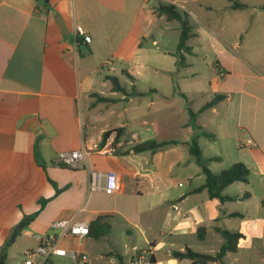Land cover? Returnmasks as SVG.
I'll use <instances>...</instances> for the list:
<instances>
[{
    "label": "crops",
    "instance_id": "0c3cea01",
    "mask_svg": "<svg viewBox=\"0 0 264 264\" xmlns=\"http://www.w3.org/2000/svg\"><path fill=\"white\" fill-rule=\"evenodd\" d=\"M43 2L0 0V260L12 264L9 247L21 240L28 243L17 262L22 264L23 251L41 243L34 235L45 239L60 233L52 229L54 222L90 224L103 216L108 234L63 238L59 246L86 254L89 264H120V258L130 264L138 251H149L152 264H192L173 253L190 249L215 256L224 242L222 229L243 235L238 249L206 264H264V216L251 220L248 209L254 199L264 209V0H49L48 7ZM233 2L246 8L231 9ZM166 4L188 14L192 26L189 50L181 51L184 66L177 56L180 23L158 10ZM212 14L234 24L214 28L206 21ZM76 25L87 30L91 43L78 38L76 45ZM171 32L176 35L172 41ZM108 60L113 64L105 67ZM108 77H116L125 93L114 91ZM120 78L126 79L122 83ZM133 92L184 98L192 105L202 101L191 112H199L196 126L214 135L197 137L202 156L212 159L208 168L219 164L221 172L242 163L249 170L247 183L223 191L234 200H211L207 190L196 191L206 176L189 152L198 135L189 123L186 138L168 146V157H158L160 150L124 154L121 146L113 154L94 153L75 169L58 163L61 152L81 148L84 140L97 141L108 130L124 128L128 148L149 141L129 132L126 120L112 125L105 117L127 119ZM216 95L224 98L200 112ZM212 120L218 121L215 128ZM144 130L140 133L145 135ZM133 133L138 141L131 144ZM212 147L216 150L210 153ZM162 164L168 167L166 174ZM88 167L117 172L121 190L89 193ZM166 181L170 183L163 186ZM235 184L242 185L231 189ZM43 200L47 203L41 209ZM234 203L246 209L229 205ZM37 212L32 221L27 219ZM24 220L11 243L14 228ZM230 222L235 228H228ZM210 235L218 249L203 254ZM51 261L73 264L67 257Z\"/></svg>",
    "mask_w": 264,
    "mask_h": 264
},
{
    "label": "trees",
    "instance_id": "16d2710c",
    "mask_svg": "<svg viewBox=\"0 0 264 264\" xmlns=\"http://www.w3.org/2000/svg\"><path fill=\"white\" fill-rule=\"evenodd\" d=\"M48 2L49 0H44L43 2L44 6L48 7ZM243 8H246V5L240 4L238 2H233L231 5V9H243ZM158 10L160 13L165 14L168 20H176L180 23L181 34H180V40L177 46V56H178L179 66H184L185 57L181 54V51L183 49L189 50L186 47V42L193 36L192 26L190 24L189 16L186 13H181L172 4L161 5ZM76 42L78 45H80L79 40H77ZM108 79L111 81L114 91H120V92L125 93L116 77H108ZM131 95L136 96L138 95V93L133 92L132 94H129L128 96H131ZM223 98H224L223 95H216L210 102H208L206 105L202 107L200 112L205 111L206 109H209L215 106ZM190 114H191L192 119L195 120L196 114L192 112H190ZM194 128L195 130L198 131V135L192 138L191 143H190L189 152L195 158L196 163L198 164V166L201 167L202 172L206 176V183L201 188L197 189L196 191L207 190L209 198L211 200L218 199L221 202L234 200V198L232 197L223 195V191L225 190V188H227L229 185L233 183H236V182L247 183L248 177H249L248 168L242 163H235L228 169L221 171L219 174L212 173L210 169L208 168V164L211 162L212 159H205L202 156L201 149L198 145L197 137L201 135L209 139H214V135H212L211 133L205 132L201 127H198L195 124H194ZM113 132H116V139L114 142V145H116L120 141L121 136L124 134L125 129L118 128V129L106 131L102 136L103 142H105L107 137ZM177 144L178 143L176 141L156 142L154 140H149V141H144L142 143L132 146L127 151H125L124 154H130V153L139 154L143 152H151L152 154H154L157 151L165 147L174 146ZM52 184L56 187L55 183L52 182ZM56 191L57 193H59L60 190L56 187ZM46 203L47 201L45 200L41 202V209L44 208ZM38 213L39 212L27 217V219L29 221H32L38 215ZM102 218L103 216H98L90 222L89 224L90 234L89 235L92 234L93 237L100 238L109 233L110 227L101 222ZM218 231L221 234L224 242L219 252L215 256L194 253L190 249H187L184 253L174 252L173 256L178 259H182V258L190 259L192 260V264H206L207 262L222 261V259L228 252L237 251L238 242L243 237V235L238 232H229L227 230H222V229H218ZM0 264H5V257H3V259L0 260ZM46 264H53L50 258L47 259ZM120 264H125L122 258H120Z\"/></svg>",
    "mask_w": 264,
    "mask_h": 264
},
{
    "label": "rangeland",
    "instance_id": "374dc122",
    "mask_svg": "<svg viewBox=\"0 0 264 264\" xmlns=\"http://www.w3.org/2000/svg\"><path fill=\"white\" fill-rule=\"evenodd\" d=\"M226 19V20H225ZM220 14H212L211 16H208L206 21L211 22L212 26L215 28L216 26L218 28L221 27H232L234 24L232 20L225 18ZM176 36L173 32L170 34V39L172 41V38ZM205 62H209L211 64V59H205ZM108 73V71H106ZM120 76V74L118 75ZM161 78V77H160ZM126 78H120L121 82L123 83ZM162 79V78H161ZM124 85V84H123ZM145 86H147L146 82L141 81L140 87L144 88L143 90H146ZM128 91L132 90V87L130 85H126ZM132 92V91H131ZM200 100V99H199ZM202 101H196L193 105L188 104L184 98L180 99H172V98H164L160 95L155 94H149L142 96H131L128 98V104H127V119H125V116L123 115V118L115 117V116H109L106 115V119L109 123L112 125L118 124V122L125 121L126 122V129L129 132H138L139 138L144 140H154L156 142H167V141H179L183 138H186V125L189 123L190 126L194 127V124L196 125V118L195 120L192 119L190 112L196 111L197 105L200 104ZM126 102L122 101V107L125 106ZM190 105V108L188 107ZM120 106V104H118ZM196 117L198 116L199 112L195 113ZM146 122V126L142 127V123ZM212 124L214 125V128L217 126L218 121L212 120ZM143 128V129H142ZM155 128L158 129V131H154ZM145 129V130H144ZM205 132L212 133L210 130H206L203 128ZM144 130V133L141 134L140 131ZM126 131V130H125ZM102 138V137H101ZM100 138V139H101ZM146 138V139H145ZM116 139V138H115ZM99 140V139H98ZM128 135L123 134L120 138V141L123 142V147L118 148L119 151L122 149L123 151H127L129 148L128 145ZM115 141V140H114ZM119 141V142H120ZM203 144L206 143L207 140H202ZM118 142V143H119ZM117 149V151H118ZM169 147H166L162 150H160V158L168 157L170 155V152H168ZM216 150V147H212L210 153L214 152ZM116 151V152H117ZM160 167V170L163 174H166L168 171L167 165L162 164ZM211 171L214 173H219L221 169L219 164H214L210 167ZM170 181H166L163 183V186L166 184H169ZM236 185H242V184H235L233 188L236 189ZM170 192H173V189H169ZM232 205L233 208H236L238 210H244L245 204L240 203H234L229 204ZM249 209V218L253 220L254 218H258L259 215L264 216V209L260 207L259 202L256 201V199L252 200L251 203L248 206ZM232 222H230V225H228V228H235L233 225H231ZM256 225V222H254ZM222 239V238H221ZM28 245L27 242H22L21 240H18L17 243H13L10 247L8 252L11 254V262L12 264H17L21 258V252L24 248H26ZM218 244L216 243V240L210 235L207 240L203 244V249L200 251L201 253L210 254L212 250H217ZM245 251V250H242ZM247 252V250H246ZM246 264H259L256 261H244Z\"/></svg>",
    "mask_w": 264,
    "mask_h": 264
},
{
    "label": "built area",
    "instance_id": "2783aa9c",
    "mask_svg": "<svg viewBox=\"0 0 264 264\" xmlns=\"http://www.w3.org/2000/svg\"><path fill=\"white\" fill-rule=\"evenodd\" d=\"M75 39L81 38L84 44L91 43L92 39L87 30L76 25L74 29ZM77 45V43H76ZM78 46V45H77ZM113 61L108 60L104 63L105 67L112 66ZM130 143L138 141V135L133 133L130 136ZM116 132L111 133L105 142L103 139L97 141L84 140L81 148L61 152L58 155V163L67 168L75 169L81 163H86L88 157L96 154H113L117 151L122 143L114 145ZM249 145L252 141L247 142ZM89 172V193L104 192L105 194H115L121 190V181L115 171H97L88 167ZM52 229L60 230L58 235H48L43 239L40 235H34L35 238L41 241L40 245L26 249L22 253V264H46L47 259L53 257H67L73 264H89V259L86 254L78 251H69L59 246V242L63 238L85 239L90 234L88 221L62 220L52 224ZM130 264H152V254L149 251H138L133 256Z\"/></svg>",
    "mask_w": 264,
    "mask_h": 264
},
{
    "label": "water",
    "instance_id": "95a60500",
    "mask_svg": "<svg viewBox=\"0 0 264 264\" xmlns=\"http://www.w3.org/2000/svg\"><path fill=\"white\" fill-rule=\"evenodd\" d=\"M61 29L63 30V25L61 24L60 25ZM86 46L84 45L82 47L83 50H86ZM27 221L24 220L22 222H20L13 230V233L11 235V238H10V242L13 243L15 238L17 237V235L24 229L25 225H26Z\"/></svg>",
    "mask_w": 264,
    "mask_h": 264
}]
</instances>
